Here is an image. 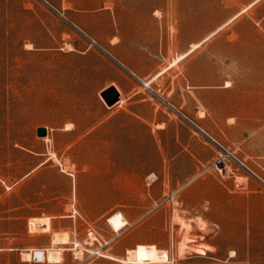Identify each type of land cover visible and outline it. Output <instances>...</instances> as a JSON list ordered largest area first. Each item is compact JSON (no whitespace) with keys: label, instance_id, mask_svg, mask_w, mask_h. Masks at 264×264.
<instances>
[{"label":"rangeland","instance_id":"obj_1","mask_svg":"<svg viewBox=\"0 0 264 264\" xmlns=\"http://www.w3.org/2000/svg\"><path fill=\"white\" fill-rule=\"evenodd\" d=\"M0 264H264V0H0Z\"/></svg>","mask_w":264,"mask_h":264},{"label":"water","instance_id":"obj_2","mask_svg":"<svg viewBox=\"0 0 264 264\" xmlns=\"http://www.w3.org/2000/svg\"><path fill=\"white\" fill-rule=\"evenodd\" d=\"M102 95L104 96V98L108 104L115 103L121 97V94L115 85H111L108 88H106L102 92ZM37 133L39 135H46L48 133L47 127L46 126H39L37 128ZM41 254H43V253L41 252Z\"/></svg>","mask_w":264,"mask_h":264},{"label":"bare ground","instance_id":"obj_3","mask_svg":"<svg viewBox=\"0 0 264 264\" xmlns=\"http://www.w3.org/2000/svg\"><path fill=\"white\" fill-rule=\"evenodd\" d=\"M159 75V74H158ZM41 252L43 254H41ZM25 254H27L26 256H30V257H35L37 259H45V251L44 250H41V249H38V250H30L28 252H26Z\"/></svg>","mask_w":264,"mask_h":264},{"label":"crops","instance_id":"obj_4","mask_svg":"<svg viewBox=\"0 0 264 264\" xmlns=\"http://www.w3.org/2000/svg\"><path fill=\"white\" fill-rule=\"evenodd\" d=\"M122 100V98L120 99V101Z\"/></svg>","mask_w":264,"mask_h":264}]
</instances>
